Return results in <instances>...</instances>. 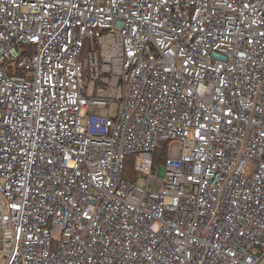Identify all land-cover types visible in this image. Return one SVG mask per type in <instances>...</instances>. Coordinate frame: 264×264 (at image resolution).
<instances>
[{"label": "built area", "instance_id": "2783aa9c", "mask_svg": "<svg viewBox=\"0 0 264 264\" xmlns=\"http://www.w3.org/2000/svg\"><path fill=\"white\" fill-rule=\"evenodd\" d=\"M263 257L264 0H0V264Z\"/></svg>", "mask_w": 264, "mask_h": 264}, {"label": "trees", "instance_id": "16d2710c", "mask_svg": "<svg viewBox=\"0 0 264 264\" xmlns=\"http://www.w3.org/2000/svg\"><path fill=\"white\" fill-rule=\"evenodd\" d=\"M154 162H155V168L158 167L165 159V154L163 152H158L155 154L154 156ZM127 174V173H126ZM134 173L133 171H130V173L127 175V178L126 179H130V180H133L134 179Z\"/></svg>", "mask_w": 264, "mask_h": 264}, {"label": "rangeland", "instance_id": "374dc122", "mask_svg": "<svg viewBox=\"0 0 264 264\" xmlns=\"http://www.w3.org/2000/svg\"><path fill=\"white\" fill-rule=\"evenodd\" d=\"M87 50H88V45L85 44L84 49H83V53L86 52ZM169 147H170V144H169L168 148ZM160 152H161V150H160ZM163 153L166 154V149L163 151ZM132 166H133V163L130 162L129 160H127L125 162V171L127 172V174H125L124 178H127V175L130 173V171H132ZM263 261H264V257L257 264H259Z\"/></svg>", "mask_w": 264, "mask_h": 264}, {"label": "bare ground", "instance_id": "6f19581e", "mask_svg": "<svg viewBox=\"0 0 264 264\" xmlns=\"http://www.w3.org/2000/svg\"><path fill=\"white\" fill-rule=\"evenodd\" d=\"M224 144L227 146V142L224 141ZM168 149V148H167Z\"/></svg>", "mask_w": 264, "mask_h": 264}, {"label": "crops", "instance_id": "0c3cea01", "mask_svg": "<svg viewBox=\"0 0 264 264\" xmlns=\"http://www.w3.org/2000/svg\"><path fill=\"white\" fill-rule=\"evenodd\" d=\"M259 264H264V261H263V262H261V263H259Z\"/></svg>", "mask_w": 264, "mask_h": 264}]
</instances>
